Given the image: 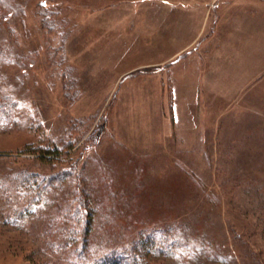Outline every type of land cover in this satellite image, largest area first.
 I'll return each mask as SVG.
<instances>
[{
  "label": "rangeland",
  "instance_id": "1",
  "mask_svg": "<svg viewBox=\"0 0 264 264\" xmlns=\"http://www.w3.org/2000/svg\"><path fill=\"white\" fill-rule=\"evenodd\" d=\"M195 52L198 106L170 84ZM62 137L66 160L34 157ZM75 160L93 257L122 228L159 227L181 246L139 264H264V0H0V264H69L68 181L28 191L14 175Z\"/></svg>",
  "mask_w": 264,
  "mask_h": 264
},
{
  "label": "trees",
  "instance_id": "2",
  "mask_svg": "<svg viewBox=\"0 0 264 264\" xmlns=\"http://www.w3.org/2000/svg\"><path fill=\"white\" fill-rule=\"evenodd\" d=\"M39 7L42 8L41 11L38 12V15L41 16V27L44 30H53L56 27V24L51 16L55 13L52 10L43 9L44 4L42 2H40ZM75 143L76 140L73 137H62L61 139L54 141V145L51 144L40 147L39 150L34 152V157L44 159L48 162L57 159L66 160V157H69L70 151ZM14 176L15 181L21 180V184L27 186L36 182L39 177H41V183L45 180L51 182L55 181L62 184L68 181L70 191H68L67 196L62 200L61 205L57 207L59 209L58 211H60L58 218L67 224V231L61 233L59 231L57 234H59V236L61 234L62 238H58L64 241L65 239H63V235H67L69 241L64 245L66 251V246L68 247L70 242H74V246L80 242V246L74 247L70 250V255L64 259L66 263L139 264L144 255H150V253H155L156 255H175L176 248L181 246L182 240L180 238L178 239L175 236L166 234L159 227H151L146 231L141 229L132 238H129L130 235L126 233L129 228H122V231L124 230V232L121 235L116 236L118 238V240H116L117 243L108 245L107 249H102L103 252H101V254L97 253V255L93 257L94 255H91L90 252H93L94 247L96 248L98 246H96V242L90 243L88 238L92 235V223L95 218L93 212L97 205L96 202L92 200L93 198L91 195H88V191L91 190L90 188L87 189L88 184L86 183L84 168L79 167L75 160L71 164L68 163L67 167H63L49 175L40 176L36 173L33 174L26 170H22L18 171ZM37 182V184H39L40 181ZM27 186L26 190L28 191H30V188H34L33 186Z\"/></svg>",
  "mask_w": 264,
  "mask_h": 264
},
{
  "label": "crops",
  "instance_id": "3",
  "mask_svg": "<svg viewBox=\"0 0 264 264\" xmlns=\"http://www.w3.org/2000/svg\"><path fill=\"white\" fill-rule=\"evenodd\" d=\"M161 6H165V5H161ZM162 9V8H161ZM178 24V26H176V29H179L178 32H182V29L184 30V24L183 22L179 21L178 23H176V25ZM182 47L180 48L179 51H176V54H174L173 56H169L167 57L172 58L176 55H180V52ZM202 55H199L198 53H192L190 55H187L185 57L180 56L174 63V67L175 69H173L172 67V71L170 72L171 74H173V77H170L171 82L170 84H174L173 89H176L177 91H179L180 89H191L193 90V92L191 93L190 98L192 99L191 102H187L190 103V105L193 106H198V103L196 102L198 100V90L203 89V72L200 73V69L202 68ZM202 71V70H201ZM188 73V76H186V74ZM190 76V77H189ZM190 78V81H189ZM188 84V85H187ZM248 93V92H247ZM246 93V94H247ZM182 104H176V112H180V108L182 109ZM184 107V106H183ZM183 111V109H182Z\"/></svg>",
  "mask_w": 264,
  "mask_h": 264
}]
</instances>
